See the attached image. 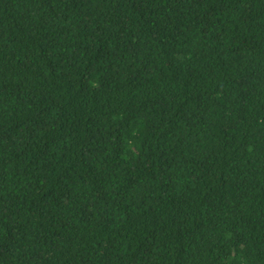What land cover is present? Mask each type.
<instances>
[{
	"label": "trees",
	"instance_id": "obj_1",
	"mask_svg": "<svg viewBox=\"0 0 264 264\" xmlns=\"http://www.w3.org/2000/svg\"><path fill=\"white\" fill-rule=\"evenodd\" d=\"M0 264H264V0H0Z\"/></svg>",
	"mask_w": 264,
	"mask_h": 264
}]
</instances>
